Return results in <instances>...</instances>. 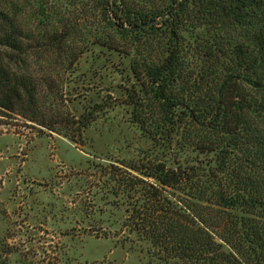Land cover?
Returning a JSON list of instances; mask_svg holds the SVG:
<instances>
[{
	"label": "rangeland",
	"instance_id": "1",
	"mask_svg": "<svg viewBox=\"0 0 264 264\" xmlns=\"http://www.w3.org/2000/svg\"><path fill=\"white\" fill-rule=\"evenodd\" d=\"M104 1L0 0V35L11 29L19 33L18 48L0 44V56L36 78L39 96L73 117L90 101L101 96L109 100L79 142L24 120L17 112L0 111V263L170 264L126 220L145 197L147 183L156 182L138 167L162 163L196 167L202 174L211 167L225 174L216 168L217 150L225 140L208 132L199 122L202 116L194 120L181 112L172 123L144 125L133 118L135 105L129 98L141 99V87L130 63L153 56L143 50L142 37L135 41L131 32L115 29ZM136 1L148 5L159 0ZM190 22L178 29L184 60L173 78V87L185 102L210 89L215 80L199 48L228 33L237 35L216 24ZM157 32L146 30L143 35L153 39ZM44 79L54 84L55 97H48ZM243 86L260 94L249 84ZM251 120L264 132V119ZM209 133L218 141L214 148L210 139L199 147L185 136L196 140ZM224 153L232 163L234 152ZM193 191L166 190L176 204L188 205L200 215H264L259 206L252 212L239 206L222 208L208 198L192 196Z\"/></svg>",
	"mask_w": 264,
	"mask_h": 264
},
{
	"label": "trees",
	"instance_id": "2",
	"mask_svg": "<svg viewBox=\"0 0 264 264\" xmlns=\"http://www.w3.org/2000/svg\"><path fill=\"white\" fill-rule=\"evenodd\" d=\"M104 4L114 17L115 29L131 32L135 41L142 37L143 50L153 56L136 57L130 63L141 87V99L129 98L135 105L133 118L144 125L172 123L181 112L193 119L202 116L199 122L211 134L223 137L230 149L222 146L217 150L216 168L225 174L211 167L202 174L191 166L141 164L139 172L156 182L147 183L145 197L126 220L148 238L165 263L264 264V215H200L188 205L176 204L166 192L185 187L194 190L192 196L208 198L222 208L239 206L252 212L259 206L264 210V132L251 120L264 119V0H159L148 5L136 0H105ZM2 14L0 10V18ZM192 20L216 24L237 35L228 33L225 39L218 37L199 48L198 54L215 80L210 89L185 102L174 89L173 78L184 60L178 29ZM16 30L0 35V44L18 48ZM146 30L158 34L150 39L143 35ZM11 65L0 56V111L4 114L17 112L24 120L79 142L82 131L109 105L108 96H101L83 105L76 117L63 114L58 105L51 107L52 101L38 95L33 75ZM45 81L48 97H55L54 84ZM243 84L260 94H251ZM185 136L199 147L207 139L211 148L218 144L210 133L196 140ZM225 151L234 152L230 164Z\"/></svg>",
	"mask_w": 264,
	"mask_h": 264
}]
</instances>
